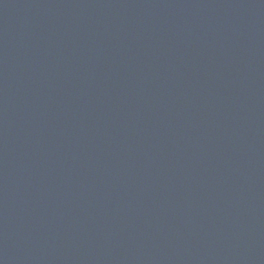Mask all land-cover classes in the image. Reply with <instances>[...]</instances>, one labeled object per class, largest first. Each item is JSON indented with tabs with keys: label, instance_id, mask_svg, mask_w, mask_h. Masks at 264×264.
<instances>
[{
	"label": "water",
	"instance_id": "95a60500",
	"mask_svg": "<svg viewBox=\"0 0 264 264\" xmlns=\"http://www.w3.org/2000/svg\"><path fill=\"white\" fill-rule=\"evenodd\" d=\"M0 264H264V0H0Z\"/></svg>",
	"mask_w": 264,
	"mask_h": 264
}]
</instances>
